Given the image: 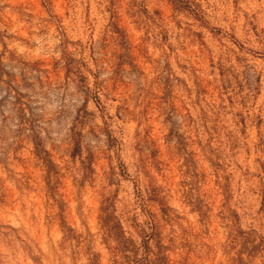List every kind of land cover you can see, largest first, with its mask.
Masks as SVG:
<instances>
[{
    "label": "rangeland",
    "instance_id": "1",
    "mask_svg": "<svg viewBox=\"0 0 264 264\" xmlns=\"http://www.w3.org/2000/svg\"><path fill=\"white\" fill-rule=\"evenodd\" d=\"M264 264V0H0V264Z\"/></svg>",
    "mask_w": 264,
    "mask_h": 264
},
{
    "label": "trees",
    "instance_id": "2",
    "mask_svg": "<svg viewBox=\"0 0 264 264\" xmlns=\"http://www.w3.org/2000/svg\"><path fill=\"white\" fill-rule=\"evenodd\" d=\"M165 264V263H164Z\"/></svg>",
    "mask_w": 264,
    "mask_h": 264
}]
</instances>
